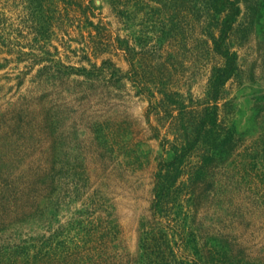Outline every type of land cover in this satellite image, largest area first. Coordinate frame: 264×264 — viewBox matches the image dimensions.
I'll use <instances>...</instances> for the list:
<instances>
[{"label": "rangeland", "instance_id": "rangeland-1", "mask_svg": "<svg viewBox=\"0 0 264 264\" xmlns=\"http://www.w3.org/2000/svg\"><path fill=\"white\" fill-rule=\"evenodd\" d=\"M114 1L94 0L87 9L90 15L82 9L74 12L73 19L48 39L10 35L15 44L0 50V64L4 63L0 65V210L23 211L0 217V228L7 227L2 232L5 241L21 242L55 231L64 235L66 230L72 236L80 220L94 217L95 223L116 226L118 241L131 254L137 252L139 220L149 213L156 165L170 154L152 136L147 98L129 80L119 86L109 75L87 79L66 68H90L91 63L112 59L125 72L129 69L122 50L109 48L100 54L93 50L100 36L89 20L101 21L114 45L124 37L140 50L135 40L148 28L141 26L145 18L133 7L137 0H128L130 19L117 15ZM140 1L155 5L154 0ZM231 47L238 52L244 81L232 79L226 93L233 103V125L246 138L247 147L238 150L234 164L225 165L220 181L258 211L257 222L264 226V65L257 36L241 46L232 41ZM10 48L13 53L5 52ZM202 61L206 67L192 68L183 92L205 95L214 63ZM150 121L156 125L153 116ZM99 128L112 144L99 139ZM250 153L258 165L255 173L247 172L246 179L252 182L241 180ZM180 203L165 230L179 256L189 259L192 249L185 238L192 213L184 201Z\"/></svg>", "mask_w": 264, "mask_h": 264}, {"label": "trees", "instance_id": "trees-1", "mask_svg": "<svg viewBox=\"0 0 264 264\" xmlns=\"http://www.w3.org/2000/svg\"><path fill=\"white\" fill-rule=\"evenodd\" d=\"M153 2V7L140 0L133 3L145 18L141 26L149 30L147 35L143 30L135 40L140 50L124 37H118L114 45L106 37L101 21L87 19L100 36L98 44L94 42L95 54L109 48L122 50L129 64L126 72L112 59H103L99 65L91 63L90 68L66 67L69 74L87 79L109 75L119 86H124V79L129 80L148 100L147 122L152 136L160 139L170 154L156 165L149 213L139 220L136 254L118 241L116 226L95 223L91 217L80 220L72 236L66 235L70 233L67 230L64 235L55 231L8 242L2 235L7 227L0 228V264H264V226L257 222L258 211L245 205L229 188L224 189L220 181L225 165L234 164L238 150L247 147L246 138L233 125V103L226 93L232 79L239 84L244 81L238 52L231 45L232 41L244 45L252 35L257 36L264 65V0ZM93 3L94 0H0V50L15 44L8 38L14 34L48 39L56 28L73 19L74 12L82 9L90 15L87 9ZM113 3L118 16L131 18L128 0ZM189 47L195 53L189 52ZM5 52L14 51L10 48ZM202 60L214 63L205 95H195L190 89L183 92L192 68H197L196 64L199 69L206 67ZM152 116L156 125L150 121ZM104 129L97 130L99 139L112 144ZM248 157L241 180L250 176L249 170H257L256 156L250 153ZM182 201L192 213L185 238L192 249L189 259L179 256L165 230L166 221L172 220ZM22 212L0 210V217H15Z\"/></svg>", "mask_w": 264, "mask_h": 264}]
</instances>
